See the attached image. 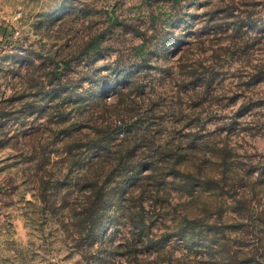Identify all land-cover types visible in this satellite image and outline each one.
<instances>
[{
  "label": "rangeland",
  "instance_id": "rangeland-1",
  "mask_svg": "<svg viewBox=\"0 0 264 264\" xmlns=\"http://www.w3.org/2000/svg\"><path fill=\"white\" fill-rule=\"evenodd\" d=\"M0 264H264V0H0Z\"/></svg>",
  "mask_w": 264,
  "mask_h": 264
},
{
  "label": "trees",
  "instance_id": "trees-1",
  "mask_svg": "<svg viewBox=\"0 0 264 264\" xmlns=\"http://www.w3.org/2000/svg\"><path fill=\"white\" fill-rule=\"evenodd\" d=\"M118 156H122L121 154H119ZM120 162L123 160V158L121 157H116Z\"/></svg>",
  "mask_w": 264,
  "mask_h": 264
}]
</instances>
